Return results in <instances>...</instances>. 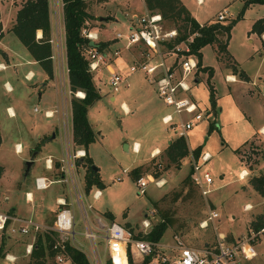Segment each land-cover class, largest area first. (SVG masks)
<instances>
[{
    "label": "rangeland",
    "instance_id": "1",
    "mask_svg": "<svg viewBox=\"0 0 264 264\" xmlns=\"http://www.w3.org/2000/svg\"><path fill=\"white\" fill-rule=\"evenodd\" d=\"M23 1L0 0V49L5 44L13 57V64L18 65L0 71V212L49 224L57 210L56 197H63L70 201L69 208L75 215L74 228L82 231L83 222L74 197L70 199L67 194L66 185L52 183L42 190L33 186L36 176H47L48 179L58 177L56 167L52 171L44 167L46 156L54 157L53 162L60 156L61 141L56 134L58 121L55 115L44 117L43 112L55 106L58 94L55 91L54 70L57 79L60 73L52 63V78L47 81L40 99L29 90V82L23 79V72L30 67L25 62L28 52L9 31L15 11ZM197 1L181 0L199 23L213 22L217 13L223 10L227 18L222 22H226L236 16L242 4V0ZM47 2L49 37L57 33L59 38L58 33H61L62 41L61 1ZM87 7L95 17L99 16L98 20H89L95 28L92 31L98 39L106 41H111L118 30L126 28V16L146 11L142 0H108L103 3L91 0ZM247 7L243 18L232 26L227 47L249 80L242 81L234 75L236 80L230 82L227 74L231 70L225 65L223 55L217 52L214 44L203 46L201 64L213 67L208 83L214 88L212 96L215 103L212 105L209 102L207 73L198 69L197 81L187 95L197 103L202 119L186 131L184 139L189 152L178 167L168 164L164 157L166 145L177 134L160 119L163 114L171 113V109L161 102L156 88L137 71L129 74L118 85L116 92H112L107 85L110 68L128 71L125 66L129 63L126 50H121L109 68L103 66L94 72L92 81L99 90L100 99L88 108L86 117L95 136L94 142L86 149L90 163L84 159L78 168L84 189L87 167L94 165L97 168L96 176L100 183L84 190L86 202L92 206L91 210L87 209L90 218L98 215L107 220L104 213L108 211L114 221L137 231L143 218L148 217L153 223L164 215L170 223L160 242L169 243L171 236L178 234L194 248L205 241L213 242L218 232L224 233L229 242L232 237H241L250 231V220L264 212V196L256 192L250 183L252 176L264 175V42L257 34L249 33V25L264 5ZM223 39L220 36V40ZM135 52L132 51V54ZM0 59L3 60L1 54ZM4 80L12 87L11 91L6 90ZM6 106L10 107L12 114ZM33 107L37 111H33ZM51 133H55L52 139L49 137ZM17 144L19 149L15 151ZM134 144L136 152L132 150ZM197 145L201 146V153L208 155L206 161L200 160L199 169L212 179L206 198L191 183L184 182L190 172V151ZM153 148L159 151L151 157L149 152ZM235 148H238L237 152ZM34 149L36 153L32 164L24 172L25 162ZM136 167H139L138 177H144L146 181L144 192L139 194L135 184L137 179L130 174ZM240 170L246 171L247 176L243 179H239ZM153 172H159L157 179L164 180L162 185L150 182L148 175L157 180ZM95 190L98 191L96 196L93 195ZM26 193L30 195L29 200ZM247 204L251 207L244 211L242 207ZM210 209H214L218 216L212 222L208 221L205 227H199ZM27 242H30L29 236L14 234L6 237L3 234L0 238V264H26L29 255L23 249ZM253 242L257 256L249 264H264V235ZM80 243L81 246H77L79 250L90 257L87 241L81 239ZM52 263L58 264L53 257L46 261V264ZM60 264L71 262L67 259Z\"/></svg>",
    "mask_w": 264,
    "mask_h": 264
},
{
    "label": "built area",
    "instance_id": "2",
    "mask_svg": "<svg viewBox=\"0 0 264 264\" xmlns=\"http://www.w3.org/2000/svg\"><path fill=\"white\" fill-rule=\"evenodd\" d=\"M61 1V0H60ZM200 3V0L197 1ZM225 11H219L213 22L226 20ZM208 23H199L202 27ZM94 27H81L82 37L89 42L83 45L82 51L87 60V69L93 76L100 67H108L117 59L121 50H126L129 63L126 66L127 72L115 71L110 68L107 85L112 92H116L119 84L123 82L129 74L140 72L147 81L156 88L157 95L161 102L171 109V113L163 114L160 119L162 123L170 127L177 136L184 135L192 128V125L202 119V113L196 102L191 100L187 92L197 81L198 71L197 59L189 48L192 38L197 33H191L182 40L176 41L178 31L174 27L165 24L159 12L153 13L144 11L142 14H135L127 18L126 28L118 30L109 45L100 46L97 34L92 30ZM64 36V33H63ZM49 37L51 52L50 59L53 66L58 68L53 79L57 92L55 106L51 110L43 112L44 117L56 116L58 124L57 133L60 136L61 150L60 156L53 162L51 156L44 158V167L50 170L56 167V179H48L44 176L33 178V186L37 190L47 188L52 183L66 185L69 198H73L76 203L78 214L83 222L82 231H78L75 226V215L69 208L70 201L63 197L55 199L57 210L53 215L51 223H39L31 219L14 217L8 213L0 212V238L3 234L11 237L14 234L29 236L31 242L24 245V253L29 255L32 249L36 234H48L51 237L50 247L53 251V258L60 264L68 259L66 246H71L79 250L80 240L87 241V257L89 264H138L148 257L147 264H249L257 256L254 240L264 235V225L257 231H250L231 242L226 241V235L218 232L213 242L204 243L200 247L187 245L180 235L173 234L169 243L152 242L145 238H138V233H147L152 226V222L145 217L140 222V229L133 231L130 228L119 224L114 220H102L98 215L90 218L87 209L92 206L86 202L84 192V181L78 174V168L83 163L85 150L73 141L71 124V98L81 99L84 96L82 91H72L68 83V69L66 66V53L64 51V37L61 41V33ZM264 41V35L262 36ZM54 45V46H53ZM132 51H137L132 54ZM53 74V72H52ZM55 76V77H54ZM196 79V81H195ZM229 79V77H227ZM231 80V79H229ZM33 111H37L33 107ZM175 117V118H174ZM136 152L137 147H132ZM15 151H18L17 147ZM158 153V152H157ZM151 153L153 157L156 154ZM191 157L190 179L199 193L203 197L209 194V185L212 183L210 175L200 172L201 162L207 160V153H201L198 157ZM201 160V162H200ZM126 172L125 169L122 170ZM239 179L247 176L244 170H240ZM150 182L156 186L162 185L164 180H154L151 175ZM120 181V178L116 179ZM136 187L138 194L144 192L146 181L144 177L137 178ZM264 188V180H263ZM98 191H94V196ZM27 196V194H26ZM86 202V206L84 204ZM249 205H244L243 210H249ZM218 213L214 209L209 210L206 219L199 223V227H205L207 222H212ZM152 217V216H151ZM80 251V250H79ZM12 260L13 256H8Z\"/></svg>",
    "mask_w": 264,
    "mask_h": 264
},
{
    "label": "trees",
    "instance_id": "3",
    "mask_svg": "<svg viewBox=\"0 0 264 264\" xmlns=\"http://www.w3.org/2000/svg\"><path fill=\"white\" fill-rule=\"evenodd\" d=\"M97 2H106L108 0H96ZM91 0H61V15L62 28L64 33V51L66 53V66L68 69V83L72 91H83L84 96L79 98H71V124H72V138L77 145L85 150V156L82 159H88L86 149L87 146L94 142V132L90 123L87 121L86 113L88 108L97 100L100 99L99 90L94 86L92 75L87 69V60L83 54V45H88L81 35V27H94L89 23V20L99 19L90 13L88 4ZM143 6L147 12H159L165 21L166 26L174 27L178 31L176 41L182 40L191 33H197L193 36L189 44L191 52L194 53L197 59V66L199 70L207 73L206 82H209L213 74L212 66H203L201 64V49L208 44H214L215 49L226 62L231 73L236 74L238 79L246 81L248 76L240 69L237 63L232 59L227 50V42L230 38L231 27L242 18L244 9L250 4L264 5V0H242L240 11L234 18L226 22H209L208 24L199 27L198 22L192 16L191 12L186 9L181 0H142ZM1 29V26H0ZM9 31L18 39L28 52L33 61H35L44 71L49 79L52 78V62L50 59V44L48 42L50 34V21L47 0H24L17 8L14 14V20L9 28ZM36 31H40V36L36 37ZM249 32L261 36L264 32V15L253 21L250 25ZM1 36V31H0ZM220 36L224 39L220 40ZM111 42L99 41L98 45L106 46ZM216 52V55H217ZM209 84L210 94L209 102L214 105L213 100V86ZM238 148L234 151L237 152ZM34 152L35 149H34ZM164 157L168 164L179 166L181 160L188 155V147L186 140L182 136H176L174 140L168 142L164 149ZM190 154L192 157L199 158L201 154V146H195ZM139 167L133 168L130 174L133 178H139ZM1 170V167H0ZM153 177L158 178L159 172H153ZM85 178V190L87 191L92 184H99V179L96 173L92 172L90 167H87ZM264 175L252 176L250 183L252 188L264 196L263 188ZM184 182L191 183L189 172L184 178ZM193 185V184H192ZM109 220H113V215L108 211L104 213ZM170 220L168 217L162 215L158 221L153 222L151 228L147 233H138L136 237L145 238L152 242H158L162 237L165 229L169 226ZM127 225V224H126ZM264 225V212L256 215V217L249 222V228L257 231ZM128 226V225H127ZM51 237L48 234H36L32 249L29 254V261L26 264H46L48 259L53 257V251L50 247ZM0 245V255L1 253ZM66 252L71 264H89L87 257L82 251L74 247L66 246ZM148 257H145L141 263L147 264ZM55 264V263H52Z\"/></svg>",
    "mask_w": 264,
    "mask_h": 264
},
{
    "label": "crops",
    "instance_id": "4",
    "mask_svg": "<svg viewBox=\"0 0 264 264\" xmlns=\"http://www.w3.org/2000/svg\"><path fill=\"white\" fill-rule=\"evenodd\" d=\"M142 4H143V2H142ZM253 4H251V5H249L248 7H250V6H252ZM247 7V8H248ZM187 9V8H186ZM264 15V9H262L261 11H260V13H258L257 15H256V17H254V18H252V21H251V23H250V25L253 23V21H255L256 19H259V18H261L262 16ZM242 18H243V16H242ZM241 18V19H242ZM113 20H115V17L113 18ZM126 20H127V16H126ZM250 25H249V28H250ZM105 26H103V27H101V28H104ZM232 28V27H231ZM232 30V29H231ZM231 32V31H230ZM250 34H251V32H249ZM252 34H255V33H252ZM231 35V34H230ZM264 35V32H263V34L260 36L261 37V40H262V36ZM40 36V31H36V37H39ZM230 39V38H229ZM229 41V40H228ZM263 41V40H262ZM261 41V42H262ZM264 42V41H263ZM227 45H228V42H227ZM3 49L0 51L1 53V56H2V58H3V60L2 59H0V71H3V70H5V69H7V68H10V67H12V68H15V67H17L18 65H14L13 64V57L11 56V53H9V50H8V48L6 47V45L5 44H3ZM263 46H264V44H263ZM227 47V46H226ZM227 50H228V47H227ZM228 52H229V50H228ZM230 53V52H229ZM230 55H231V57H232V59L236 62V60L234 59V57H233V55L230 53ZM25 62H26V65L27 66H30V67H28V68H26L25 69V71L23 72V75H22V77H23V79L25 80V81H28L29 82V90L31 91V92H35L36 94H37V98H41V96H42V94H43V92H44V87H45V85H46V83H47V81H49V80H51V79H49L48 77H47V75L44 73V71L40 68V66L35 62V61H33L32 60V58L30 57V55L28 54L27 55V58L25 59ZM12 65H11V64ZM237 63V62H236ZM203 65V64H202ZM34 66V67H33ZM37 66V67H36ZM203 66H205V65H203ZM31 67H33V68H31ZM213 68V67H212ZM14 72H15V69H14ZM234 75H236V74H233V73H229V74H227V77H229V79H231L230 80V82L231 81H234V80H236V78H235V76ZM247 75V74H246ZM234 76V77H233ZM237 76V75H236ZM248 76V75H247ZM238 78V77H237ZM247 80H249V76H248V79ZM3 85L5 86V88H6V90H12V87L10 86V84L6 81V80H4L3 81ZM8 111H9V113H11L12 114V111H11V109H10V107L9 106H6L5 107ZM264 126V125H263ZM55 134V133H54ZM51 135V134H50ZM50 137V136H49ZM135 144H136V142H135ZM17 148L19 149V146H18V144H17ZM154 150V151H153ZM159 151V149L157 148H153L149 153L151 154H157V152ZM36 153V152H35ZM149 154V155H150ZM152 155V156H153ZM52 158H54V157H52L51 156V159ZM31 164H32V162H31ZM30 164V165H31ZM53 169V168H52ZM52 169H50V170H47V171H52ZM244 172H246L245 170H244ZM44 177H47V176H44ZM27 195L29 194V193H26ZM30 196V195H29ZM29 196H27V198H28V200L30 199V197ZM57 198V197H56ZM247 205H249V204H247ZM244 211H246V210H244ZM248 211V210H247ZM55 213V212H54ZM53 213V214H54ZM41 223H44V222H41ZM238 237H240V236H238ZM238 237H236V238H238ZM236 238H231V241L232 240H234V239H236ZM231 241H229V242H231ZM30 242H31V238H30ZM27 243H29V242H27ZM26 243V244H27ZM204 243H206V241L204 242ZM203 243V244H204ZM207 243H209V242H207ZM188 245V244H187ZM190 246V245H189ZM5 254V253H4ZM8 256H12V255H9L8 254ZM15 260V259H14ZM65 260H67V259H65Z\"/></svg>",
    "mask_w": 264,
    "mask_h": 264
},
{
    "label": "water",
    "instance_id": "5",
    "mask_svg": "<svg viewBox=\"0 0 264 264\" xmlns=\"http://www.w3.org/2000/svg\"><path fill=\"white\" fill-rule=\"evenodd\" d=\"M101 19H102V18H101ZM195 81H196V79H195ZM53 137H54V133H51L50 138L52 139ZM34 154H35V152H33V153L31 154L30 158L25 162V170H24V172H27V169H28V167L30 166V164H31V162H32V158H33ZM90 169H91L92 172H94V173L97 172V168H96L94 165H91V166H90Z\"/></svg>",
    "mask_w": 264,
    "mask_h": 264
}]
</instances>
